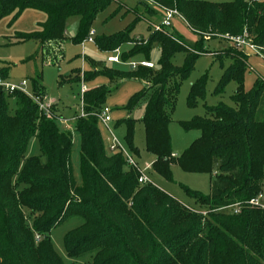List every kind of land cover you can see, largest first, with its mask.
Here are the masks:
<instances>
[{
  "label": "trees",
  "instance_id": "16d2710c",
  "mask_svg": "<svg viewBox=\"0 0 264 264\" xmlns=\"http://www.w3.org/2000/svg\"><path fill=\"white\" fill-rule=\"evenodd\" d=\"M113 1L0 0V20L7 16L15 20L25 9L44 13L46 19L36 31L18 33L15 38L37 41L45 62L54 64L66 38L67 19L79 17L78 33L72 42L82 43L97 15ZM147 1L163 13L165 9L176 10L199 40L189 44L177 32L153 31L149 24L144 45L135 44L120 54V60L147 55L158 43L160 61L155 70V65L128 71L99 69L88 72L81 81L99 75L109 80L114 76L149 79L129 97L125 108L131 111L144 102L141 121L145 149L155 157L151 168L157 175L172 182L173 163L188 173L211 175L208 195L182 187L206 210L205 216L189 212L186 205L153 183L139 184L138 172L126 167L121 153H106L96 116L110 93L106 86L88 89L81 98L85 116L77 117L73 130L79 137V182L71 162L72 133L56 122L61 116L53 112L48 118L25 94L0 89V264H63L50 232L72 216L81 222L65 233L63 246L71 259L88 255L87 264H264V207L250 204L264 194V112L259 109L264 80L257 77L253 88L245 91L247 54L231 47L215 55L203 45L205 38L237 36L246 31L252 42L263 48L264 59V0ZM141 3L147 13H156ZM122 8L118 5L110 17ZM130 10L135 18L124 30L93 39L100 51L111 52L133 40L131 30L144 14ZM178 53L184 54L182 66L172 62ZM204 53L219 62L230 59L214 93H223L234 81L233 106H205L204 117L182 122L183 129L199 130L200 135L174 156L168 126L177 94L196 59ZM0 76L7 78L6 68L0 69ZM207 79L204 74L190 85L188 106L204 99ZM31 86L36 96L45 95L41 75L32 80ZM124 122L129 150L138 156L132 143L134 120L127 118ZM32 138L38 142L40 156L26 155ZM235 205L237 213L221 211Z\"/></svg>",
  "mask_w": 264,
  "mask_h": 264
},
{
  "label": "rangeland",
  "instance_id": "374dc122",
  "mask_svg": "<svg viewBox=\"0 0 264 264\" xmlns=\"http://www.w3.org/2000/svg\"><path fill=\"white\" fill-rule=\"evenodd\" d=\"M211 3H225L232 0H202ZM124 4L126 7L122 8L116 15L113 14L118 7V3ZM146 3L151 9L157 10V7L147 0H114L106 10L98 14L90 30L95 32V37L109 36L124 30L130 25L135 14L131 10H137L144 17L140 18L131 30V37L128 43L120 46L121 54L128 52V50L137 44V46L144 45L149 35L147 27L150 24H158L161 22L162 17L159 13L158 17L149 14L145 11ZM157 13V14H158ZM180 18V19H179ZM45 20L44 13L33 10L25 9L15 20H11V16H7L0 20V69L6 68L8 79L12 82H20L26 80L28 85L31 86L32 80L37 76H42V84L46 90L45 95L42 97L45 103L50 104L51 112H58L59 116L65 120L56 119L58 126L65 131L72 133V150L71 162L76 181H80V161H79V137L73 132L76 122L75 117L81 113V88L92 87L94 85H104L110 93L105 100V106L111 109V116L114 120L115 127L113 128L114 134L121 143V145L128 151L129 146L125 140L126 137V124L125 119L131 118L134 120L133 139L132 143L138 149V156H134L136 162L141 169L147 164L153 162V157L145 149V132L144 125L141 121L144 114V102H140L131 111L126 110L125 106L129 97L140 91L145 86L149 79L134 80L122 79L115 77L109 80L107 77L99 75L89 81H81L83 76L88 72L96 70H106V68L128 71L130 62L139 63L143 60H149L154 65L155 70L159 66L160 61V46L154 43L147 53L137 54L130 57L121 64L106 63L108 52L100 51L94 42L84 41L83 43H73L72 38L78 33L79 17L77 15L70 16L66 21V39L64 40L61 53L57 57L54 64L46 63L39 51V43L34 40L18 41L15 35L18 33H32L38 28V24ZM152 28V27H151ZM163 30L174 31L181 35L185 42L193 44L199 40V35L190 29L182 16H175L171 20V25ZM94 37V38H95ZM139 44V45H138ZM140 45V46H141ZM204 48L217 55L220 50L225 48H234L232 42L228 39V35H220L215 38H205ZM119 48V47H118ZM248 56V66L244 73L243 88L245 91H250L253 88L255 80L260 77L264 80V59L261 55L255 54L250 50H240ZM91 60L94 64H88L85 60ZM176 66H182L184 63V54L178 53L172 59ZM230 59L225 57L221 62L215 61L210 53L200 55L193 66L190 74L181 82L179 92L176 98L175 109L172 114V121L169 125V133L171 137L172 154L179 156L189 145L200 135V131L196 129L185 130L181 123L190 121L194 117L205 116V106H215L218 103H223L227 106H233L231 96L236 88V83L230 81L221 94H215L214 88L223 73L230 64ZM75 68V69H74ZM79 68V69H78ZM204 74L208 75L205 87V97L197 101L196 105L190 107L187 105V96L190 85L200 79ZM79 82H76L78 81ZM122 81V82H121ZM32 91V88H31ZM33 92V91H32ZM32 100V99H31ZM33 101V100H32ZM13 106V105H12ZM11 106V112L13 107ZM264 112V94L262 102L259 107ZM72 118H75L72 120ZM105 151L107 154H114L109 150L111 144L110 137L105 129L98 124ZM27 156H40V150L36 138H32L27 146ZM127 167V166H126ZM128 168V167H127ZM125 168V169H127ZM172 182L164 180L162 177L157 176L154 171L148 170L144 173L150 180L160 189L172 196L180 203L186 205L189 212L205 216V209L199 206L195 201L189 197L182 187H186L193 191H198L203 195L210 193V178L211 175L207 173H188L181 169L177 163L171 164ZM162 178V179H161ZM257 200L264 204V194L258 195ZM234 208V207H233ZM233 208H224L221 211L229 213ZM81 219L79 217H69L54 227L50 232V238L54 249L61 257L63 264H87L89 259L88 255H84L78 259H71L67 257L64 246L63 237L65 233L72 228L79 225Z\"/></svg>",
  "mask_w": 264,
  "mask_h": 264
},
{
  "label": "built area",
  "instance_id": "2783aa9c",
  "mask_svg": "<svg viewBox=\"0 0 264 264\" xmlns=\"http://www.w3.org/2000/svg\"><path fill=\"white\" fill-rule=\"evenodd\" d=\"M175 16L179 17V14L176 12V10L165 9L164 10V16H163L161 22L158 24H153L151 26L152 30L153 31H162L164 28L169 27L171 25V20ZM94 35H95V32L93 30H90L87 37H86V40L89 42H93ZM228 39L230 40V42H232L234 48H236L237 50H243V49L244 50H250V51L254 52L255 54H259L263 57V48L256 46L252 42L250 35L246 31H244L241 35L228 36ZM106 61L111 62V63L121 64L122 61L120 60L119 49L117 48L113 52H111V55H109L106 58ZM128 64H129V67L131 69H135L138 66H144L146 68H154V64L151 61H141L139 63L130 62ZM0 89L2 91H4L5 93L20 92V93L25 94L26 96L31 98L35 104H37L41 113H43L48 118L53 117V114H52L51 108H50V104L45 103L44 102L45 100H43L42 97L36 96L35 94H33V92L31 91V88L28 85L26 80H22L20 82H12L9 79L2 78L0 76ZM84 91H85V88L82 87V94L84 93ZM83 116H85V113L83 112L82 107H81V113H80L79 117H83ZM96 116H97V119L99 121V124L102 126L103 129L106 130V132L108 133V135L110 137L111 144L109 146V150L113 153L114 152L121 153L124 160H125L126 166L128 168L134 169L138 172L139 175H138L137 181L139 184L153 183L149 179V177L147 175H145L143 173V171L139 168L133 154L130 151L126 150L121 145V143L119 142L117 137L115 136V134L112 130L111 109L107 106H104L99 111V113H97ZM56 119H60L63 121V119H61V118H56ZM250 204L260 205L261 207H264V204H261L257 199L251 200ZM233 207H232L233 212L237 213L238 212V206L235 205Z\"/></svg>",
  "mask_w": 264,
  "mask_h": 264
},
{
  "label": "crops",
  "instance_id": "0c3cea01",
  "mask_svg": "<svg viewBox=\"0 0 264 264\" xmlns=\"http://www.w3.org/2000/svg\"><path fill=\"white\" fill-rule=\"evenodd\" d=\"M118 5H122L123 6V8H125L126 6L124 5V4H122V2L121 3H118ZM126 10H130L129 8H127ZM157 10H159L158 8H157ZM157 10H156V13L154 14L156 17H158V15H159V13L157 12ZM160 11V13H162L160 16L162 17V15L164 16V13H163V11L160 9L159 10ZM138 12V11H137ZM139 13V12H138ZM158 13V14H157ZM45 15V14H44ZM142 18V17H141ZM45 19H46V16H45ZM180 19V18H179ZM66 31V30H65ZM66 33V32H65ZM66 37V36H65ZM94 37H95V35H94ZM66 39V38H65ZM84 41H86V39H84L83 41H82V43L84 42ZM21 42V41H20ZM35 42H37V41H35ZM38 43V42H37ZM119 49V51H120V47L118 48ZM111 52H113V51H111ZM111 52H108V54L109 55H111ZM120 54H121V52H120ZM109 55H107V57L109 56ZM106 57V58H107ZM83 60H85L89 65L90 64H94V62L93 61H91V60H87L86 58L85 59H83ZM143 61H149V60H143ZM141 62V61H140ZM106 63H109V64H114V65H116V64H119V63H111V62H107L106 61ZM75 69V68H74ZM79 69V68H78ZM7 79H8V76H7ZM126 80H128V79H126ZM122 82V81H121ZM97 86H101V85H94V86H92V87H85V85H82V87L83 88H85V91L86 90H88V89H91V88H94V87H97ZM30 88H32V86H30ZM81 93H82V88H81ZM105 106V105H104ZM81 110V109H80ZM56 114H59L57 111L55 112ZM80 116V115H79ZM78 116V117H79ZM58 118H61V119H63V120H66V119H64L63 117H58ZM75 118H77V117H75ZM75 118H72V120H74ZM67 121V120H66ZM115 122H114V120L112 119V130H113V128L115 127V124H114ZM170 125V124H169ZM168 129H169V126H168ZM114 132V131H113ZM152 155V154H151ZM152 157H153V161L155 160V157L152 155ZM137 162H138V160H137ZM138 164V163H137ZM151 164L152 163H147L144 167H143V169H141L140 167V169L143 171V173L145 172V171H148V170H151V171H153L152 170V168H151ZM139 166V165H138ZM145 174V173H144ZM146 175V174H145ZM157 175V174H156ZM157 176H159V175H157ZM150 179V178H149ZM162 179V178H161ZM154 184V183H153ZM163 190V189H162Z\"/></svg>",
  "mask_w": 264,
  "mask_h": 264
}]
</instances>
